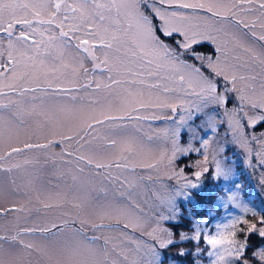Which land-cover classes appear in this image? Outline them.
Segmentation results:
<instances>
[{"label": "snow or ice", "instance_id": "snow-or-ice-1", "mask_svg": "<svg viewBox=\"0 0 264 264\" xmlns=\"http://www.w3.org/2000/svg\"><path fill=\"white\" fill-rule=\"evenodd\" d=\"M0 33V173L20 169L22 165L14 161L21 155H47L58 135L64 148L55 155L70 166L72 180L84 191L83 196L73 198L75 213H53L31 227L17 223L14 235L3 234L0 227V241L7 239L21 246L18 252L6 253L0 244V264H25L24 257L33 250L47 256L50 264H160V250L178 239L193 241V254L203 252L201 241L211 246L207 251L214 257L210 264H250L248 240H242L241 233L264 238V216L242 206L239 193H232L229 199L241 207L242 215L217 224L215 235L195 223L191 231H182L177 238L167 222L179 226L178 198H189L209 173L216 180L232 173L224 155L227 145L241 149L249 167L264 168V131L246 129V125L254 129L264 123V85L258 97L247 94L238 87V80L245 77H238L235 65L228 63L231 45L258 62L264 75V0H0ZM242 36L252 37L259 47L246 43ZM205 42L215 47L216 55L195 51V46ZM186 54L199 61L207 74L184 59ZM233 59L240 60V56ZM145 74L156 78L147 88L161 90L149 92L147 102L140 99L142 88H125L116 94L118 104L111 100L100 103L102 92L111 95L124 84L145 85ZM217 78L225 82L222 91ZM80 93L79 98L89 103L78 109L59 99L68 96L75 101ZM232 100L236 103L230 107ZM150 109L156 111L145 114ZM164 109L173 115H161ZM78 112H87L88 119L73 129L65 117ZM26 117L35 119L30 123ZM198 118L202 119L196 124ZM149 119L173 123L160 130L170 147L144 162L142 157L152 151L145 141L159 138V134H151L150 127L145 131L142 122ZM225 124L224 143H220L219 127ZM209 130L215 134L212 139L206 136ZM41 137L46 142H40ZM197 140L199 147L194 146ZM191 153H200L202 159L179 167L178 159ZM31 163L27 158L23 161L24 165ZM160 165L174 184L162 185L163 194L153 193V210L145 214L133 197L137 181L143 179L136 176V169L159 172ZM86 170L89 174L82 175ZM93 177L118 185L119 195L127 203L105 200L93 205L88 193ZM23 188L39 197L33 180ZM21 190L14 179L8 185L0 179V201ZM99 191L106 193L107 189ZM64 195L48 192L46 199L54 202L42 200L41 204L45 209L59 208ZM88 208L94 219L85 215ZM25 211L16 203L0 207V215L14 213L17 222ZM249 215L257 219L249 220ZM77 222L80 228L72 227ZM85 225L105 234L103 245L95 242L97 237H87ZM126 229L141 232L146 239L134 238ZM37 233L51 240L50 251L32 242ZM129 242L132 249L124 247ZM129 251L135 253V259H129ZM187 252L179 249L181 256ZM252 255L264 264V246ZM196 264L202 261L197 258Z\"/></svg>", "mask_w": 264, "mask_h": 264}, {"label": "rangeland", "instance_id": "rangeland-1", "mask_svg": "<svg viewBox=\"0 0 264 264\" xmlns=\"http://www.w3.org/2000/svg\"><path fill=\"white\" fill-rule=\"evenodd\" d=\"M144 11L147 14H151V9L147 5H142ZM158 20V18H157ZM159 23V20H158ZM19 26H17L18 28ZM0 35H3L0 33ZM242 39L248 44H256L259 47V42L255 41L250 36H242ZM230 51L228 53V63L235 65V71L237 76H244L245 79L240 81L238 80V87L244 88L247 94L258 97L262 90V85H264V75L261 73V67L258 62L252 61L246 53L239 48H233L229 45ZM210 49V48H207ZM215 51V47L211 45L210 50H205L199 52L203 55H212L211 50ZM216 55L214 53L212 56ZM233 56H240V60H234ZM193 58V57H192ZM190 63L196 64L197 67H201L200 62L196 61L194 58ZM91 67V64L87 65ZM133 67H135L133 65ZM202 71H205L207 74V69L201 68ZM145 73L147 69H144ZM254 77V79H253ZM129 79V77H124ZM145 85L141 86L124 84L120 89H116L112 92L111 95L107 91L100 93V103H105L107 100H111L114 104H118L116 99L117 93H122L125 88H131L133 90L142 88L144 91V96L140 99H143L147 102L149 97V92L156 93L161 90L159 89H148L147 84L155 83V77H149L145 74ZM219 84V90L222 91L225 85V82L222 78H217ZM107 82V81H106ZM230 86V85H229ZM82 93L78 94V99L73 101L68 96L60 97V101L70 108H80L82 105H87L89 101L87 99H80L79 96ZM171 95V94H170ZM234 96L235 94H231ZM173 98H175L173 96ZM190 102L195 100V97H183ZM39 103V101H36ZM235 100L230 102V107L235 104ZM26 107L28 105H25ZM156 110L150 109L147 113L151 115L152 112ZM217 111H220L217 109ZM161 115L172 116L173 113L170 110L164 109L160 110ZM175 115H179L177 112ZM26 119L31 123L35 117H26ZM65 119L70 122L73 126V129L77 128L84 120L88 119V113H75L68 114ZM202 118H198L195 123L199 124ZM125 123L129 122L125 120ZM145 125V131H148L150 127L152 135L156 137L159 134L158 139H153L151 142L145 141L148 147L151 148V153H146L142 159L144 162H150L154 156H158L161 151L165 148L170 147L169 144L163 139L162 133L160 130L171 125L172 120L165 119H149L142 122ZM258 127V126H257ZM254 129H246L250 132L259 133L264 131V124L261 127ZM64 129H61L63 131ZM129 131H132L131 125L129 126ZM227 131V125H220L219 127V141L224 143L225 132ZM137 135H141L139 132ZM201 135H205V132L202 130ZM207 138L212 139L215 134L210 130L206 133ZM231 139V134H228L227 137ZM35 139V138H33ZM54 143L51 150L47 155L44 153H28L21 155L17 158L16 163H20L22 167L20 169H14L12 173L2 172L0 173V179H3L6 185L9 184L10 179H14L17 185H20L22 190L20 192H13L10 196L6 197L4 200L0 201V207H11L12 203H16L18 206H23L27 211L20 213V220L17 222L15 219L14 213H5L0 215V227H2L3 234L5 235H14L15 227L17 223L19 227H31L33 224H38L43 221L46 217H51L53 213L59 215L62 212L75 213L77 210L73 207V198L80 197L84 195L83 190H78L76 182L72 180L73 172L70 171V166L64 163V159L60 156L55 155L61 152V149L64 148V145L58 143L59 136H55ZM188 139L185 134L183 141L186 142ZM40 142H46L44 137L40 138ZM194 146L199 147L200 141H194ZM215 146V145H214ZM75 147V146H73ZM72 150V149H69ZM224 155L227 157V164L232 169V173L228 176L227 179L221 178L220 180L213 179L211 173H209L203 181V184L192 190V194L189 198L185 199L183 197L178 198V205L180 208V220L179 226L175 222H167L170 227L173 228V231L176 232L177 238L179 237L180 232L191 231L193 224H199L201 227L209 230L210 234L215 235L216 225L225 224L233 220L235 217L242 215L241 207H236L233 202L230 201L229 197L232 193H239V203L242 206H247L254 209L260 216H264V181L261 180V172H264V168L261 167H249L246 163L245 153L239 149L237 146L229 144L227 145L226 152ZM27 158L32 160L33 163L24 165L23 161ZM197 159H202L200 153H191L187 157H180L178 159V166L184 167L185 164H191ZM253 163H255V157H253ZM88 170L85 174L87 175ZM151 175V179L147 177ZM136 176L143 177L142 180L137 181L139 187L133 191V197L140 204L143 212L145 214L150 213L153 210L151 206L155 204L153 193L160 192L163 194L162 185H173L174 181L167 178V169L164 165L159 166V172L153 171L147 168H137ZM31 179L34 181L35 187L39 191V197L37 194L32 191H28L23 188L27 181ZM135 179V177H133ZM93 187L88 189L90 194L91 202L93 205L108 201H115L119 203H127L124 197L119 195L118 185H114L107 180H102L101 178L93 177ZM100 188H106L107 192L99 191ZM48 192L64 193V198L61 206L56 209H45L43 208L41 201L44 200L48 203H53L52 200H47L46 196ZM85 215L89 218L94 219L91 216V209L88 208L85 210ZM249 220H256L257 217L249 215ZM107 223V221H106ZM72 227L80 228V224L77 222L72 225ZM129 235L134 238L146 239L143 237L141 232L133 231L132 229L125 230ZM83 232L87 237L92 238L93 236L97 237L96 243L103 245L104 233L96 232L92 229L90 225H85ZM27 239V238H26ZM241 239L248 240V250L246 253V258L250 261V264H260L256 258L253 257L252 253L255 249L264 246V238L260 237L257 233H253L252 236L246 237L244 233H241ZM32 242L38 247L47 246L48 250H51V240L42 237L39 233L32 238ZM0 244H3L5 252L8 251L18 252L21 250L19 244H14L7 239L0 241ZM124 247L127 249H132L133 245L125 243ZM196 244L191 241H180L177 240V243L169 246L166 249L160 250V264H196L197 258L202 261V264H210L211 260L214 257L207 255V251L211 250V246L206 245L201 241L200 247L203 248V252L195 253L194 249ZM180 248L188 249V252L181 256L179 253ZM129 259H135V253L129 251ZM25 264H50V261L47 256L41 255L34 250L30 255L24 257ZM236 264H241L240 261H237Z\"/></svg>", "mask_w": 264, "mask_h": 264}, {"label": "trees", "instance_id": "trees-1", "mask_svg": "<svg viewBox=\"0 0 264 264\" xmlns=\"http://www.w3.org/2000/svg\"><path fill=\"white\" fill-rule=\"evenodd\" d=\"M153 19H154V22H155L156 24H158V20H157V18H156V17H153ZM175 39L178 40V39H180V37H179V36H176ZM167 42H168V43H172L173 46H175V43H174L173 40L169 39V40H167ZM207 48H210V49H211V44H208L207 42H205V43L202 44V45L195 46V51H197V52H203V51H205V50H210V49H207ZM210 53L213 55V54L215 53V51L212 49V50L210 51ZM184 59H186V60H188V61H193V60H192L193 58H192L190 55H187V54L185 55ZM201 68H202V67H201ZM263 124H264V123L258 125V127H261ZM258 127H257V128H258Z\"/></svg>", "mask_w": 264, "mask_h": 264}]
</instances>
